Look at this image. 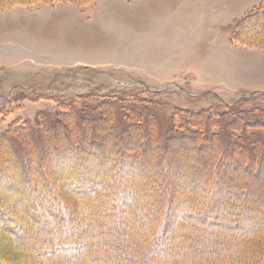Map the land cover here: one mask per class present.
I'll return each instance as SVG.
<instances>
[{"label":"rangeland","instance_id":"1","mask_svg":"<svg viewBox=\"0 0 264 264\" xmlns=\"http://www.w3.org/2000/svg\"><path fill=\"white\" fill-rule=\"evenodd\" d=\"M263 3L264 0H92L82 5L61 1L0 6V134L15 120L35 122L38 113L55 112L64 101L80 104V97L89 95L93 102L103 97L122 100L139 114L147 108L152 111L158 120L157 133L151 130L149 136L141 135L143 141L154 140L156 135L165 139L181 109L230 113L233 107L235 113L260 122L246 133L264 143V19L244 27L242 38L251 27L257 32L254 38L244 39L248 44L232 41L237 23ZM118 107L120 130L127 120L121 115L122 104L118 103ZM223 123L215 131L225 133ZM82 134L73 129L70 136L78 138ZM66 135H59L64 140L62 152L72 145ZM102 135L116 147L105 150L94 162L86 160L89 135L86 145L73 148L74 156L46 153L43 165L38 164L55 174L50 176L58 191L66 188L65 179L59 176L66 169L78 173L86 169L85 164H92L107 181L116 186L127 184L137 199L142 192L147 193L134 206H127L124 200L110 201L108 188L104 190L105 203H101L104 198L78 202L79 196L72 193L69 199L73 203L69 206L76 217L70 225L71 235L74 238L84 229L92 241L85 245L82 256L92 254L109 261L120 253L122 258L116 261L123 264H264V255L258 251L264 248V173L263 177H255L247 171L245 160L213 162L218 153L210 146L173 144L169 147L171 153L163 145L154 144L152 158L162 153L167 155V161L157 165L149 157L147 164L146 156L137 154L140 175L136 177L133 172L123 171L127 164L111 162L113 152L122 156L124 149L132 147L133 139L124 141L113 133ZM19 165L14 158L0 161V203L26 221L28 241H34L35 246L44 244L43 240L55 238L56 234L51 233L54 227L48 224L47 229L41 228L28 212L20 210L23 201L34 197L33 191L24 190L15 197L9 194L10 188L28 184L22 174L15 175ZM259 168L264 171V164L253 163L250 169ZM105 183L103 180L95 185L100 188ZM106 184L110 191V183ZM229 198L234 200L230 216L238 222V229L221 232L208 228L201 215L191 221L183 215L182 205H200L203 200L205 207ZM121 202L122 210L134 213L133 218L119 217L116 204ZM167 203L169 210L164 219ZM58 211L56 206L47 213ZM142 215L149 220L140 221L138 217ZM161 227L164 252L159 246L161 240L149 241ZM37 254L30 244L0 229V255L5 259L14 264H58L52 259L37 261Z\"/></svg>","mask_w":264,"mask_h":264},{"label":"trees","instance_id":"2","mask_svg":"<svg viewBox=\"0 0 264 264\" xmlns=\"http://www.w3.org/2000/svg\"><path fill=\"white\" fill-rule=\"evenodd\" d=\"M61 1L82 5L88 4L92 0H0V6L10 7L15 4L35 5L38 3ZM262 19H264V3L258 8L250 11L237 23L235 30L232 32V41L248 44L245 40L254 38L257 32L251 27L242 38L241 34L244 27ZM91 97L92 96L89 95L80 97V104L78 101H64L59 105V110L55 112L43 111L38 113L35 122L31 120H15L0 134V153H2L0 154V161L14 158L17 162H20V165L17 166L14 171L15 175L22 174L28 181V184L18 185L14 187V189L10 188V196L12 195V197H15V195H21L24 190L28 192L33 191L34 197L31 199L29 198L28 201H23L20 207L21 212H28V216L38 223L41 228L44 227L47 229L48 224L54 227L55 232H50L52 235L56 234V236L55 238L43 240L44 244L40 242V244L35 246L34 241H28L30 230L26 221H21L19 218L20 215L14 213L11 207L1 203L0 229L7 230L17 241L30 244L31 249H34L36 254H40H37V261L52 259L58 261V264H123L116 261V258H122L120 253L110 257L109 261L104 257H98L92 254L88 258H86L85 255L82 256L86 252L85 245L90 244L92 241L89 235L86 237L84 229L78 231L74 238L71 235L72 229L70 225L75 223V218H73V216L76 217V215L72 214L69 205L73 202L69 198H72L71 195L73 194L79 196L77 199L78 202L85 201L84 199L104 198L101 203H105L106 195L104 190L108 188L109 193H107V195L110 196V201L118 203L119 200H124L127 206H134L139 199L146 197L147 193L142 192L138 195L139 198L137 199V195L136 197L133 195L129 188H127V184L121 183L116 186L113 181H107V178L102 177L103 175L96 172L97 170L92 164H88L87 166L85 164L86 169L78 173L71 168L66 169L62 175H59L61 178L65 179L64 187L66 188L63 191H58L51 177H55V174L52 175L50 174V170L40 167L44 163V158H42V156L46 153L49 155L55 153L56 155L58 152L59 155L64 158L70 154L74 156V149L86 145L85 143L88 142L87 139L90 137L89 135H92L87 145L89 147L87 150L89 155L86 156V160L89 162H94L99 155L103 156L105 150L109 152L112 147H116L115 145L112 146L109 144L102 134L113 133L115 136H118V138H124V141L128 138L133 139L132 147L129 146L130 148L124 149V151H122V156L117 155V152H113L115 155L111 157V162L113 164H127V168H124L123 171L125 173L133 172L132 175H137L136 177L140 175L139 169H136L140 168L137 156H146L144 157L145 160L144 158L143 160L144 162H148L149 157L150 159L152 158V153L154 151H152L151 147L154 144L163 145L166 147L167 151L171 153L172 149L169 147L173 144L177 146L180 144L186 146L198 145L199 148L202 146H210L211 151L218 153L216 156L214 154L213 162L219 163L226 160H245L248 166V172L252 173L255 177H263V170H260V168L255 170L250 168L253 163H259L260 165L264 164V143L261 140H255L254 134L247 135L246 133V130L257 127V124L260 122L254 119H246L244 114H239V112L235 113L233 107L229 109L230 113H219L215 110L194 112L181 109L175 114L174 123L172 124L169 135L165 139L156 135L154 140L146 139L143 141L141 135L146 134L149 136L148 134L151 133V130L157 133L158 120L152 114V111L147 108L144 113L140 111L141 114H139V111L135 110L134 106L130 107L126 105L122 100L117 101L115 98L103 97L93 102ZM118 103L122 104V118L127 120L120 130L117 126L119 116ZM176 120L177 123L175 122ZM222 123L225 125L226 132L223 133L222 130L215 131V128H219ZM73 129L81 130L83 132V137L74 138L70 136ZM240 131H243L245 136L241 134ZM64 133L67 134V138H71L72 145L62 152L61 148L64 146V140L61 139L59 135L62 136ZM96 134L97 136L99 135L97 140L94 139ZM241 140L250 143L248 145L247 143H242ZM7 150L10 155L6 152ZM117 151L121 152L120 148L117 147ZM52 156H54V154ZM75 157H78V155H75ZM153 157H155L152 159L156 160L157 165L167 159V155L162 153H155ZM73 159L74 158L71 157L69 160L72 161ZM36 161L37 165H34L33 162ZM75 162L78 163V160ZM147 164H149V162ZM74 172L75 174L72 175ZM114 175L119 176L118 173ZM109 178H111V176H109ZM103 180H106V183H110V191L106 183L105 185H101L100 188L95 185V182L102 183ZM261 186H264V181ZM2 187L5 188V186ZM10 187L12 186L10 185ZM0 190H3V188L0 187ZM182 198L184 199V197ZM191 199L190 197L189 200ZM205 202H207V200ZM230 202H232V204L229 205ZM203 204L204 201L201 200L200 205L199 203L194 205H182L183 215L190 221L201 215L202 219L206 221L208 228H218L221 232L239 228L238 222L233 221L230 216L231 212L234 210L233 199L229 198L220 203L214 202L205 207ZM166 205L164 219H166L169 210L168 203ZM56 206L59 210L58 213H47ZM224 206L226 207L225 210H223ZM116 207L120 212L118 213L120 218L122 217L125 220H128V217L133 218L134 213L122 210V202L119 205L116 204ZM134 210H136L135 207ZM138 218H140L142 222H144L143 219H145V221L149 220V218H145L143 215ZM163 237L164 227H161L158 234L150 238L149 241L156 242L161 240L159 241V246L161 251L164 252L165 243ZM257 240L262 241L260 238ZM257 240L253 239L252 242H256ZM97 245L98 244H96L95 247ZM258 251L260 254L264 255V248L261 247ZM111 259L113 260L111 261ZM139 263L144 264L143 261H137L136 264ZM149 263L157 264V262L153 261ZM0 264L14 263L0 255Z\"/></svg>","mask_w":264,"mask_h":264},{"label":"bare ground","instance_id":"3","mask_svg":"<svg viewBox=\"0 0 264 264\" xmlns=\"http://www.w3.org/2000/svg\"><path fill=\"white\" fill-rule=\"evenodd\" d=\"M53 152V151H52ZM54 154V153H53ZM55 156V155H54ZM54 159V158H53ZM7 191V190H6ZM12 196V195H11ZM14 210V209H13Z\"/></svg>","mask_w":264,"mask_h":264}]
</instances>
